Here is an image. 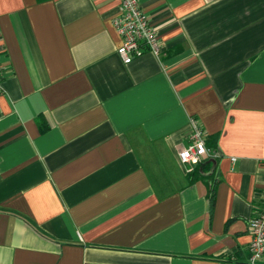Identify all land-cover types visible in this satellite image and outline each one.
I'll return each mask as SVG.
<instances>
[{"label": "crops", "instance_id": "0c3cea01", "mask_svg": "<svg viewBox=\"0 0 264 264\" xmlns=\"http://www.w3.org/2000/svg\"><path fill=\"white\" fill-rule=\"evenodd\" d=\"M137 2L160 48L123 63L118 0H0V264H246L264 0Z\"/></svg>", "mask_w": 264, "mask_h": 264}, {"label": "built area", "instance_id": "2783aa9c", "mask_svg": "<svg viewBox=\"0 0 264 264\" xmlns=\"http://www.w3.org/2000/svg\"><path fill=\"white\" fill-rule=\"evenodd\" d=\"M111 21L120 37V44L115 48V52L123 63L129 62L144 51L158 53L160 44L156 32L137 0H118V12ZM189 125L187 143L176 152L185 170H189L190 165L199 161L207 152L202 130L195 119L191 118ZM247 227L250 237L246 264H264V199L260 208L248 219Z\"/></svg>", "mask_w": 264, "mask_h": 264}, {"label": "trees", "instance_id": "16d2710c", "mask_svg": "<svg viewBox=\"0 0 264 264\" xmlns=\"http://www.w3.org/2000/svg\"><path fill=\"white\" fill-rule=\"evenodd\" d=\"M205 165V164H204ZM203 165V166H204ZM202 166V165H201ZM202 166V167H203ZM194 172V169L193 170H191V174H192V176H194L193 173ZM191 178H193V177H191ZM190 178V179H191ZM208 198H209V205H211L212 204V199H213V187H211V189H210V191H209V196H208Z\"/></svg>", "mask_w": 264, "mask_h": 264}]
</instances>
